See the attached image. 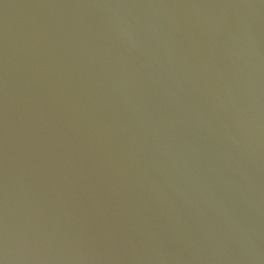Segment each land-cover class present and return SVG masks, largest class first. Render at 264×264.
Returning <instances> with one entry per match:
<instances>
[{"label": "water", "instance_id": "water-1", "mask_svg": "<svg viewBox=\"0 0 264 264\" xmlns=\"http://www.w3.org/2000/svg\"><path fill=\"white\" fill-rule=\"evenodd\" d=\"M2 264H264V0H0Z\"/></svg>", "mask_w": 264, "mask_h": 264}, {"label": "snow or ice", "instance_id": "snow-or-ice-1", "mask_svg": "<svg viewBox=\"0 0 264 264\" xmlns=\"http://www.w3.org/2000/svg\"><path fill=\"white\" fill-rule=\"evenodd\" d=\"M0 264H2V262H0Z\"/></svg>", "mask_w": 264, "mask_h": 264}]
</instances>
